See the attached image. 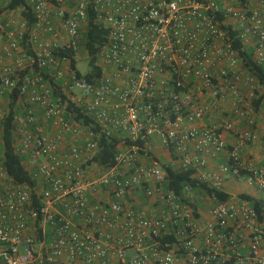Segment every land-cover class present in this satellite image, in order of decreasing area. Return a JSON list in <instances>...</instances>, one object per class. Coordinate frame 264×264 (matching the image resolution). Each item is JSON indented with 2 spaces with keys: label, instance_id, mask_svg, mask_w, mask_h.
I'll use <instances>...</instances> for the list:
<instances>
[{
  "label": "built area",
  "instance_id": "built-area-1",
  "mask_svg": "<svg viewBox=\"0 0 264 264\" xmlns=\"http://www.w3.org/2000/svg\"><path fill=\"white\" fill-rule=\"evenodd\" d=\"M23 1L30 29L0 4V147L16 99L11 150L33 184L0 152V264H264V218L229 192H264V163L241 158L264 85L239 54L264 66V0ZM89 9L107 31L92 64ZM99 135L117 143L106 164ZM166 169L232 198L178 196Z\"/></svg>",
  "mask_w": 264,
  "mask_h": 264
},
{
  "label": "trees",
  "instance_id": "trees-1",
  "mask_svg": "<svg viewBox=\"0 0 264 264\" xmlns=\"http://www.w3.org/2000/svg\"><path fill=\"white\" fill-rule=\"evenodd\" d=\"M12 11L19 12L20 16L25 19L28 29L32 27L34 20L29 12L28 7L26 6L23 0H5V5L1 9V13L9 14ZM27 33L25 35V39H27L28 36ZM106 38H107V31L99 23L95 12L89 9L87 11V25L85 27V31L82 34L81 43L87 56L91 57V62H90L91 64H92V60L94 59L93 58L94 55L105 44ZM22 47L26 48L27 42H24ZM234 47L238 49L239 44L234 43ZM52 51L54 55L57 57L63 56V52L56 50H52ZM239 52L242 61V67L248 69L251 73H253L254 76L264 85V66H257L252 62L251 52L248 49L242 48L241 50H239ZM71 64L72 66L75 65L73 61L71 62ZM93 72L95 73L98 72V69L95 68V71ZM92 75L88 74L87 76L90 78ZM16 103L17 100L13 99L12 103L9 104L8 106L9 118H8V122L3 126V135H2L3 145L2 147H0V152H2L3 154V165L6 169L7 174L18 183H25L32 185L33 181L29 176V174L25 171L22 165V160L16 157L11 150L10 120L12 115L16 113L15 110ZM258 105L259 103L256 104V106ZM71 118L81 123L82 125L85 126L90 125V121L81 115H73ZM94 131L98 133V130L96 128H94ZM97 145L99 148V155L95 158V161L100 164L109 163L113 157V154L117 149V143L113 139H108L102 135H99L97 138ZM166 180H167L166 187L172 190L178 196H182L183 189L185 188V186L190 185L195 191L201 192V190H203L204 194L215 197L217 202L220 203L230 201L232 198L228 194H223L219 191L206 188L205 186L198 187L191 181L189 173L173 172L169 169H166ZM237 197L240 199L247 200L257 212L260 220L264 218V195H262V197H260L259 199L250 197L245 194H240Z\"/></svg>",
  "mask_w": 264,
  "mask_h": 264
},
{
  "label": "crops",
  "instance_id": "crops-1",
  "mask_svg": "<svg viewBox=\"0 0 264 264\" xmlns=\"http://www.w3.org/2000/svg\"><path fill=\"white\" fill-rule=\"evenodd\" d=\"M5 4V0H0V4ZM255 130L258 134V141L256 143L248 145L241 153V158L244 162L247 163H253L254 165H261L264 163V143H263V138H264V118H257L256 120V127ZM228 145H230L233 141L231 136L227 137ZM223 161V160H222ZM221 162V161H220ZM237 187V186H236ZM230 187H229V192H230ZM237 189H240L244 192L245 195H248L250 197L259 199L260 195L258 193L260 191H255V190H250V189H245L241 187H237ZM230 194L234 197L231 192Z\"/></svg>",
  "mask_w": 264,
  "mask_h": 264
},
{
  "label": "rangeland",
  "instance_id": "rangeland-1",
  "mask_svg": "<svg viewBox=\"0 0 264 264\" xmlns=\"http://www.w3.org/2000/svg\"><path fill=\"white\" fill-rule=\"evenodd\" d=\"M16 16H19V12L16 13ZM77 68L81 72V74H86L89 71V67L87 66V61L85 59L80 60L78 62ZM3 108H4V110H6V107H3ZM230 188H231L230 191L233 195H238L240 193H244L242 190L237 189V187L231 186ZM258 195L262 196V195H264V192H259Z\"/></svg>",
  "mask_w": 264,
  "mask_h": 264
}]
</instances>
